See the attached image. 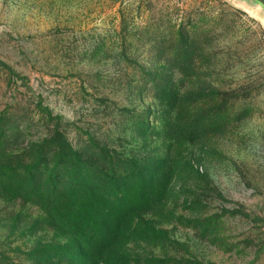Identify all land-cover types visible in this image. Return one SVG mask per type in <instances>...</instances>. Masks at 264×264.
<instances>
[{
  "label": "rangeland",
  "instance_id": "374dc122",
  "mask_svg": "<svg viewBox=\"0 0 264 264\" xmlns=\"http://www.w3.org/2000/svg\"><path fill=\"white\" fill-rule=\"evenodd\" d=\"M0 264H264V17L0 0Z\"/></svg>",
  "mask_w": 264,
  "mask_h": 264
},
{
  "label": "water",
  "instance_id": "95a60500",
  "mask_svg": "<svg viewBox=\"0 0 264 264\" xmlns=\"http://www.w3.org/2000/svg\"><path fill=\"white\" fill-rule=\"evenodd\" d=\"M238 2L264 17V0H238Z\"/></svg>",
  "mask_w": 264,
  "mask_h": 264
}]
</instances>
